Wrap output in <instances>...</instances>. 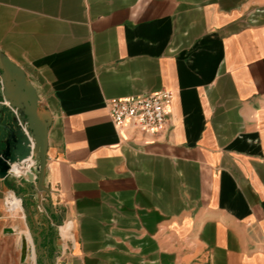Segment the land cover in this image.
I'll return each mask as SVG.
<instances>
[{
  "label": "crops",
  "instance_id": "crops-1",
  "mask_svg": "<svg viewBox=\"0 0 264 264\" xmlns=\"http://www.w3.org/2000/svg\"><path fill=\"white\" fill-rule=\"evenodd\" d=\"M0 49L51 112L57 264H264V0H0ZM162 89V131L113 124ZM31 185L0 178V264L41 262Z\"/></svg>",
  "mask_w": 264,
  "mask_h": 264
},
{
  "label": "water",
  "instance_id": "water-1",
  "mask_svg": "<svg viewBox=\"0 0 264 264\" xmlns=\"http://www.w3.org/2000/svg\"><path fill=\"white\" fill-rule=\"evenodd\" d=\"M51 120V112L40 105L36 88L25 70L0 49V178L5 179L8 170L16 164L25 162L30 156L34 158V171L27 173V180L32 182L29 192L38 208H45L54 223H48L44 237L41 229L34 230L28 223L31 251L40 258L39 264H57L60 251L54 211L47 208L44 201L49 193L45 173ZM45 239L51 243L47 248L43 246Z\"/></svg>",
  "mask_w": 264,
  "mask_h": 264
},
{
  "label": "built area",
  "instance_id": "built-area-1",
  "mask_svg": "<svg viewBox=\"0 0 264 264\" xmlns=\"http://www.w3.org/2000/svg\"><path fill=\"white\" fill-rule=\"evenodd\" d=\"M171 100L172 92L166 89L116 97L108 100L109 115L117 128L131 126L155 135L162 131L167 124ZM32 168H35V160L30 156L25 162H20L8 170V176L27 178V173L32 171ZM11 193L16 196L14 192L9 191L5 198V204L9 210L13 209L12 204L7 201L8 198H11ZM62 226H57V234L61 239V249L66 250L72 242L73 236L71 232L62 233Z\"/></svg>",
  "mask_w": 264,
  "mask_h": 264
},
{
  "label": "rangeland",
  "instance_id": "rangeland-1",
  "mask_svg": "<svg viewBox=\"0 0 264 264\" xmlns=\"http://www.w3.org/2000/svg\"><path fill=\"white\" fill-rule=\"evenodd\" d=\"M14 244L13 242L11 243V245L9 246V249L13 250L14 251ZM19 260V261H18ZM16 260L17 262L15 264H28V261H29V258L28 257H25V259L21 260V259H18ZM36 264H39L38 262Z\"/></svg>",
  "mask_w": 264,
  "mask_h": 264
},
{
  "label": "bare ground",
  "instance_id": "bare-ground-1",
  "mask_svg": "<svg viewBox=\"0 0 264 264\" xmlns=\"http://www.w3.org/2000/svg\"><path fill=\"white\" fill-rule=\"evenodd\" d=\"M14 171H16L15 169H14ZM61 231H62V233H68V232H71V231H69V230H65V228H64V226H62L61 227Z\"/></svg>",
  "mask_w": 264,
  "mask_h": 264
},
{
  "label": "flooded vegetation",
  "instance_id": "flooded-vegetation-1",
  "mask_svg": "<svg viewBox=\"0 0 264 264\" xmlns=\"http://www.w3.org/2000/svg\"><path fill=\"white\" fill-rule=\"evenodd\" d=\"M54 235V234H53Z\"/></svg>",
  "mask_w": 264,
  "mask_h": 264
}]
</instances>
